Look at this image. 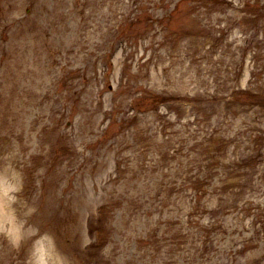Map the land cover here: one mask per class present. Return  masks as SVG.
Segmentation results:
<instances>
[{"label": "rangeland", "instance_id": "1", "mask_svg": "<svg viewBox=\"0 0 264 264\" xmlns=\"http://www.w3.org/2000/svg\"><path fill=\"white\" fill-rule=\"evenodd\" d=\"M0 264H264V0H0Z\"/></svg>", "mask_w": 264, "mask_h": 264}]
</instances>
